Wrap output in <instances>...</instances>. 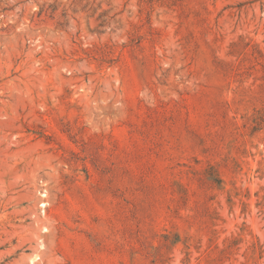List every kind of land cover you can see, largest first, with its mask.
<instances>
[{"label": "rangeland", "instance_id": "rangeland-1", "mask_svg": "<svg viewBox=\"0 0 264 264\" xmlns=\"http://www.w3.org/2000/svg\"><path fill=\"white\" fill-rule=\"evenodd\" d=\"M0 264H264V0H0Z\"/></svg>", "mask_w": 264, "mask_h": 264}]
</instances>
